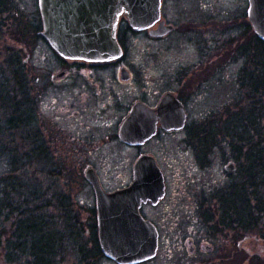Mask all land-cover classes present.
Returning <instances> with one entry per match:
<instances>
[{
    "label": "flooded vegetation",
    "instance_id": "af4514ba",
    "mask_svg": "<svg viewBox=\"0 0 264 264\" xmlns=\"http://www.w3.org/2000/svg\"><path fill=\"white\" fill-rule=\"evenodd\" d=\"M168 1L161 0L160 20L146 30L137 31L130 26L126 18H121L117 32L121 55L112 61L72 60L56 53L58 67L56 70H51L48 83L39 76L31 77L27 64L23 62L25 68L22 75L25 76L17 80L25 87L28 96L26 103L24 97L20 96L18 113L30 117L32 124L29 130L31 140L24 141L22 134L21 143L30 142L33 165L39 177L49 178L51 173L58 175L64 195L70 198L79 212L77 218L79 228L98 229L97 194L93 181L108 194L131 186L135 178V163L143 155L153 156L163 172L159 158L148 151L143 152V149L150 143L160 142L159 139L163 136L183 130H167L163 127L161 119L157 118L156 132L150 139L139 144H129L123 140L120 132L133 107L136 104H143L147 108L146 113H165L159 110V106L163 98L170 95L183 106V110L178 113H187L184 128L186 129L188 113H192L191 109L195 104L194 98H199L201 88L202 96L208 94L209 80L208 77L205 78V73L200 77V70L204 71L209 63H213L209 60H200L208 58V53L213 51L212 35L220 27L215 14V1L199 0L196 7L190 6L185 0H176L177 5L169 7ZM244 15V18L248 19L247 10ZM160 26H170L171 31L163 36H157L154 32ZM36 33L47 41L42 18ZM136 33H143L149 39L148 55L142 62H133L126 56L127 37ZM184 39L188 41L187 44ZM155 42L161 44L158 48L152 49L151 44ZM199 49L203 51L201 57ZM124 74L126 75L123 76ZM139 75L144 77L143 83H137ZM48 90H51L54 99L50 110L46 113L43 108V97ZM231 112L227 108L222 111V113ZM48 129L51 130V135L46 133L45 130ZM56 143L64 145L63 163L59 160L61 157ZM164 146L166 142L163 143L162 147ZM119 149L135 150L139 155L135 158L125 183L116 187L111 183L118 180L117 176L121 173L117 166L128 167L125 162L118 163ZM107 166L109 168L105 169ZM163 175L164 198L157 205L147 202L140 208L142 217L157 229V252L154 258L138 264H150L156 261L161 251L164 264H247L246 229L241 227L238 232L233 233L232 229L237 228H233L229 222L216 221L212 225L203 223L204 227L200 228L199 225L202 223L198 222L196 227H192L191 224L184 222L182 217L168 220L167 215H163L166 221L162 224L168 232L161 231V221L146 214L145 208H156L165 201L168 183L164 172ZM37 183L39 184L40 181ZM86 188L94 195V205L91 208L85 205L86 201L82 198ZM229 189L230 185L226 188L230 193ZM44 190L45 188L39 190V193ZM223 194L224 192L214 197L217 211H222L224 208L223 199L230 200V194L229 197ZM200 200L196 210L211 212L213 200L211 202L210 199L207 202L206 199ZM179 209H182V206ZM162 234L165 236L164 245H162ZM97 240L99 241L98 237ZM259 240L262 242L263 237ZM109 261L118 264L113 260Z\"/></svg>",
    "mask_w": 264,
    "mask_h": 264
},
{
    "label": "rangeland",
    "instance_id": "374dc122",
    "mask_svg": "<svg viewBox=\"0 0 264 264\" xmlns=\"http://www.w3.org/2000/svg\"><path fill=\"white\" fill-rule=\"evenodd\" d=\"M5 1V0H4ZM190 3V6L196 7L199 0H185ZM215 1V14L217 22L220 23L219 29L217 28L213 33L214 47L213 51L208 53V58L200 61H210L213 64H208V68L204 71L200 70V77H208L209 90L208 94L202 96V88L199 98L195 97L194 107L191 109L192 113L189 114L188 127L182 131L168 134L163 136L160 142L150 143L143 152H150L159 159L160 166L167 178L168 193L165 201L156 208L146 207L145 213L157 218V221H161V231L163 233L168 232L165 225L162 223L166 220L163 215H167L168 220L170 218L176 219L182 217V220L192 227H196L199 223L200 228H203V223L212 225L216 222L218 217L217 204L214 197H218L221 193L226 191L228 186L232 185L241 179L239 176V163L234 162L233 151L239 148L236 140L230 135L222 133L223 127L227 126L224 122L230 123L232 117L242 114L244 118L248 117L244 113H240L239 109L243 106V100L246 98V88H242L239 85L238 75L241 68L248 69V72H254L255 65L253 63L246 62L245 58L241 56V50L244 47H260L256 41L254 35L256 34L250 24L249 20L245 17V13L248 7L247 0H214ZM169 7L176 6V0H169ZM9 12L4 14L0 13V63L2 58L6 61L11 56L16 59V56L20 57L21 62H25L27 69L31 74V77L35 75L46 79L45 82H49L51 77V70H56L58 67V57L56 52L48 44L43 37L38 36L36 33L38 26L41 23L40 11L38 6V0H10ZM172 16H175L172 14ZM242 16V17H241ZM169 18H172L169 16ZM174 19V18H173ZM124 28V26H122ZM126 32V31H125ZM254 33V34H253ZM127 59L131 61H145L149 46L148 37L143 33H136L127 37ZM185 44H187V40ZM151 44V43H150ZM161 43H152V49H156ZM194 44V43H191ZM194 47V45H190ZM9 50V51H8ZM10 52V53H9ZM191 52V51H189ZM207 52V50H206ZM200 57L203 51H200ZM260 54V53H259ZM262 56L258 60H262ZM13 60V61H14ZM159 60V59H158ZM3 64V63H2ZM1 64V65H2ZM15 68V67H14ZM14 68L12 70H14ZM7 69V68H5ZM13 72V71H12ZM262 66L259 69V76L261 75ZM141 77V79H140ZM34 78V77H33ZM137 83H143L144 77L138 76ZM261 79H258L260 81ZM43 83V81H41ZM248 89V88H247ZM249 89L247 93V100L244 101V105L247 106V110L255 108L254 93L249 96ZM261 98V96H259ZM263 101H264V97ZM53 93L48 90V93L43 97L44 110L47 113L50 110L51 102L53 100ZM229 109L231 113H222V111ZM220 112V113H212ZM2 112H0V123H3ZM51 113V112H49ZM122 114V113H120ZM262 120L260 119L259 122ZM231 122V123H232ZM244 122L245 121L244 119ZM264 122V120H263ZM211 127L210 129L218 130L214 137L211 138L208 145L202 144L198 134H202L206 125ZM211 125H210V124ZM6 127L0 125V144L7 149V154L0 155V184L5 185L10 178V159L12 154L17 157V151L20 154L29 150L28 143H21L22 134L13 131H2ZM264 137V124H262ZM47 134L51 135V130H45ZM225 131V130H224ZM56 133V132H55ZM198 133V134H197ZM46 134V135H47ZM197 138V140L195 139ZM25 141V139H24ZM166 142V146L163 143ZM28 144V146H27ZM57 145V143H56ZM7 147V148H6ZM29 147V148H28ZM18 149V150H17ZM31 149V148H30ZM57 149L60 153V161L64 162V145L61 143L57 145ZM13 150L14 153L11 151ZM242 151V145H241ZM244 159L246 153H248V147L243 146ZM120 158L118 163L125 162L128 167L118 165L121 173L117 176L118 180L111 183L116 187L123 185L128 178L132 164L135 158L139 155L135 150H122L119 149ZM123 156H122V155ZM210 162V163H209ZM234 162L236 169L234 171H227L225 167ZM25 169H30V166L34 168L33 160H27L23 162ZM114 167V164L112 165ZM98 168V167H97ZM109 168L107 166L105 169ZM31 170V169H30ZM31 175V173H30ZM93 193L86 188L82 194V198L85 199V205L91 208L94 205ZM259 199L264 202V188L261 186L259 192ZM261 196V197H260ZM252 200L255 204V197L252 193V189L248 190L247 198ZM200 199H210L211 212L203 210L201 212L196 210V207L201 202ZM182 206V209H179ZM207 207V206H205ZM263 212L258 213L262 221L259 223L257 231L253 233L246 228V234L248 237V260L247 264H263L264 262V242L259 240L263 236L264 240V207ZM201 217V220H200ZM205 220L206 218V221ZM208 222V223H206ZM210 222V223H209ZM263 222V223H262ZM232 232H238L239 226H232ZM246 227V226H245ZM249 227V225L247 226ZM99 237V231L97 228L84 229L83 249L81 252L82 260L80 261V254L74 251V255H67L64 264H114L107 258L98 257L97 247L95 241L98 242L100 247V241L95 237V233ZM163 235V234H162ZM259 236V238H258ZM256 237L258 239L252 238ZM257 240V245H253ZM165 236H162V245H164ZM251 241V242H250ZM101 249V247H100ZM78 251V249H77ZM79 252V251H78ZM160 252V257L150 264H164V257ZM2 263V261H1Z\"/></svg>",
    "mask_w": 264,
    "mask_h": 264
},
{
    "label": "trees",
    "instance_id": "16d2710c",
    "mask_svg": "<svg viewBox=\"0 0 264 264\" xmlns=\"http://www.w3.org/2000/svg\"><path fill=\"white\" fill-rule=\"evenodd\" d=\"M9 2L10 0H0L1 14L9 12ZM248 26L251 30L250 23ZM254 37L260 47H244L241 50V56L245 58L246 62L253 63L256 70L248 72V69L244 67L241 68L238 75L241 89L246 88L245 90H247L246 98L241 100L243 106L239 112L244 113L245 116L248 114V117L244 118L242 114L233 116L232 123L224 122L227 126L223 127L225 131H222L225 135H231L240 146L234 149L233 156L234 162H240L238 170L241 179L238 181V185L236 182L232 183L229 189L230 193L224 192L223 196L225 197L230 194V200L229 198L223 199L225 205L222 211H218L216 221L229 222L231 226L252 229L249 231L257 233L262 228L260 227L257 231L259 223L262 221L257 212L262 213L264 207L262 199L256 196H259L261 186L264 188V137L262 135V124H264V101L262 98L264 97V42H261L255 35ZM260 56L263 57L262 60H258ZM1 60L3 64L0 63V112H2L4 121L0 125L6 127L2 131L17 133L19 131L24 135L25 141L31 140V131H29L32 124L31 119L18 113L20 96L24 97L25 103L28 96L25 87L17 80L25 76L22 75L25 65L18 56L15 60L12 56L7 61L3 58ZM261 66L263 72L259 76ZM13 68L14 70H12ZM258 79L261 80L258 81ZM247 88L250 92L249 96L252 92L254 93L255 100V104H253L255 108L250 110H247V106L244 105L248 96ZM244 119L247 122H244ZM260 119L261 122H259ZM206 126L201 129L202 134H197L200 135L199 139L202 144L208 145L218 130L210 129L208 123ZM195 139L197 140V138ZM241 145L242 151L243 146L248 147L245 159ZM6 150L0 144V155L7 154ZM11 152L14 153L13 150ZM31 152V149L23 154L17 151V157L12 154L9 162L10 178L5 185L0 184V264H64L67 255L73 256L74 251L80 254L81 261L83 257L81 252L85 254L83 249L85 238L83 236L84 229L79 228L77 222L79 212L70 198L64 195L56 173H51L49 178L39 177L35 168L30 166L31 170L25 169L26 165L23 162L32 159ZM38 181H40L39 184ZM43 188L45 190L39 193V190H43ZM250 188L255 197V204L249 197L247 198ZM248 225L249 227H247ZM94 233L97 239L96 231ZM252 238L258 239L259 236ZM94 242L98 257L101 259L103 254L99 244L95 239ZM253 242V245H257V240ZM263 242L264 240L261 243ZM86 261L85 263H87Z\"/></svg>",
    "mask_w": 264,
    "mask_h": 264
},
{
    "label": "water",
    "instance_id": "95a60500",
    "mask_svg": "<svg viewBox=\"0 0 264 264\" xmlns=\"http://www.w3.org/2000/svg\"><path fill=\"white\" fill-rule=\"evenodd\" d=\"M248 19L264 41V0H248ZM44 36L63 57L94 62L118 58L121 48L117 40L119 20L125 16L136 30H145L160 20L161 0H39ZM171 31L165 26L154 32L162 36ZM124 74L123 76H125ZM143 104H136L121 128V137L129 144H139L156 132L161 119L167 130L185 127L187 113L174 97L163 98L159 110L146 113ZM234 169L229 163L226 170ZM131 186L107 194L98 183L96 198L99 240L103 254L119 264H137L153 258L158 248L156 227L145 220L140 208L151 201L157 205L165 196L164 175L156 159L141 156L134 166Z\"/></svg>",
    "mask_w": 264,
    "mask_h": 264
}]
</instances>
